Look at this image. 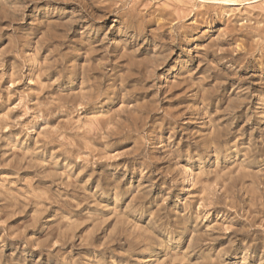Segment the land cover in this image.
<instances>
[{"label": "clouds", "instance_id": "1", "mask_svg": "<svg viewBox=\"0 0 264 264\" xmlns=\"http://www.w3.org/2000/svg\"><path fill=\"white\" fill-rule=\"evenodd\" d=\"M0 264H264V0H0Z\"/></svg>", "mask_w": 264, "mask_h": 264}, {"label": "rangeland", "instance_id": "2", "mask_svg": "<svg viewBox=\"0 0 264 264\" xmlns=\"http://www.w3.org/2000/svg\"><path fill=\"white\" fill-rule=\"evenodd\" d=\"M122 162V160H116V161H113V163L114 164H119V163H121ZM100 167H102V166H100ZM17 219H21V218H17ZM16 221H12V223H15ZM113 223V221L112 220H109L108 221V224H112ZM116 224H119V221H116ZM108 225H105V227H107ZM226 242V241H225Z\"/></svg>", "mask_w": 264, "mask_h": 264}]
</instances>
